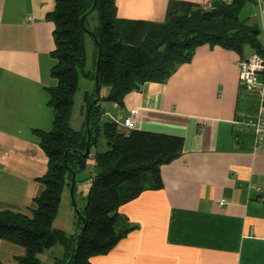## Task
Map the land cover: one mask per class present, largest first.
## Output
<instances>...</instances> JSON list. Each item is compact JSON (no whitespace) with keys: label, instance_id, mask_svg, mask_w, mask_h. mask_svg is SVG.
Returning <instances> with one entry per match:
<instances>
[{"label":"crops","instance_id":"crops-1","mask_svg":"<svg viewBox=\"0 0 264 264\" xmlns=\"http://www.w3.org/2000/svg\"><path fill=\"white\" fill-rule=\"evenodd\" d=\"M169 1L116 0L117 16L161 23ZM183 1L206 9L213 2ZM54 6L55 0H0V210L25 212L43 190L39 178L48 157L33 129L53 126L46 88L57 83L50 75L54 24L46 15ZM93 50L91 40V63ZM251 53L247 46L245 55ZM241 57L203 44L167 81L145 83L120 106L104 104V119L116 122L118 132L136 108L137 129L181 136L184 145L179 158L161 166V188L120 207L136 228L91 264H264V152H254L252 144L241 148L235 135L244 115ZM73 221L72 234L76 213ZM25 253L0 239L3 264H16ZM63 254L57 245L39 258L53 264Z\"/></svg>","mask_w":264,"mask_h":264},{"label":"trees","instance_id":"trees-1","mask_svg":"<svg viewBox=\"0 0 264 264\" xmlns=\"http://www.w3.org/2000/svg\"><path fill=\"white\" fill-rule=\"evenodd\" d=\"M219 1L221 10L171 0L165 21L155 23L118 17L116 0H97L92 11L94 0H55L53 10L46 15L54 24L50 75L57 83L46 88L53 126L50 130L33 129L48 157L47 172L39 178L43 190L33 199L30 213L0 210V239L26 249L24 256L16 257V264H41L39 255L57 245L64 254L54 258L53 264H91L93 257L109 253L136 228L119 212L120 207L146 189L162 187L161 166L182 155L184 138L139 129L120 133L116 122L104 119V104L120 106L125 95L141 90L145 83L167 81L203 44L242 56L247 46L261 51L262 28L240 18L245 4H258L259 0ZM88 37L94 47L91 68H86ZM99 47V90L85 93L84 127L75 130L70 119L79 75L95 82ZM244 95L247 97L239 100L244 110L238 117L242 128L235 135L240 147L247 149L252 144L249 122L257 103L254 96ZM87 122L90 152L86 156ZM101 136L108 145L106 151L98 149ZM90 161L93 170L86 205L78 207L80 215L75 210L77 227L73 234H67L53 228L62 193L65 186L71 187L75 174V196L77 174L85 172Z\"/></svg>","mask_w":264,"mask_h":264},{"label":"rangeland","instance_id":"rangeland-1","mask_svg":"<svg viewBox=\"0 0 264 264\" xmlns=\"http://www.w3.org/2000/svg\"><path fill=\"white\" fill-rule=\"evenodd\" d=\"M262 8H264V0H259L258 4L254 3H247L243 7V9L240 12V18L241 19H248L250 23H257L259 27L262 28V33H261V39L264 40V24H263V17H262ZM96 23L95 22L93 24ZM87 51H88V59H87V67L86 68H91V39L88 38L87 40ZM248 56V55H247ZM246 57L245 53L241 58ZM240 58V59H241ZM238 66V62H237ZM239 69V66H238ZM88 86H91V82L87 80L85 77L82 75H79V82H78V89L75 92L74 95V104H73V109H72V115L70 119V125L73 127L75 130H81L84 125L82 124L85 120V102H84V95L86 92L91 93L88 89H90ZM240 86V85H239ZM241 89V88H240ZM95 90V89H94ZM93 90V91H94ZM47 96V101H48V94ZM45 96V97H46ZM247 96L244 95V92L241 90V102L242 99L246 98ZM37 102V99H35ZM107 103V102H106ZM114 106V104H112ZM119 106V105H118ZM115 107V106H114ZM254 110V109H253ZM52 111V109H51ZM255 115V114H254ZM52 128V126H51ZM98 149L99 151H106L108 149V145L106 143V140L104 139L103 136L99 138V144H98ZM95 148L92 150V154H94ZM92 161V160H91ZM87 167L85 172L78 173L77 174V186H76V193L75 196L71 195V190L68 186H65V189L62 193L60 205L58 208L57 216L53 222V228L60 229L62 231H65L67 234H72V224H73V216L75 215V205H77L79 208H83L86 205V198L88 195L89 187H90V180H89V175L93 170V166L91 164ZM26 213H30V209H27L25 211ZM75 212V213H74ZM41 264H46L45 259H41Z\"/></svg>","mask_w":264,"mask_h":264},{"label":"built area","instance_id":"built-area-1","mask_svg":"<svg viewBox=\"0 0 264 264\" xmlns=\"http://www.w3.org/2000/svg\"><path fill=\"white\" fill-rule=\"evenodd\" d=\"M231 2L232 0H223ZM239 85L242 91L254 96L257 107L254 117L249 124L252 128V150L254 152H264V40H262L261 51L252 53L238 61ZM115 107L117 103H113ZM139 123L138 110L132 108L123 117L124 131L128 133L137 129Z\"/></svg>","mask_w":264,"mask_h":264},{"label":"water","instance_id":"water-1","mask_svg":"<svg viewBox=\"0 0 264 264\" xmlns=\"http://www.w3.org/2000/svg\"><path fill=\"white\" fill-rule=\"evenodd\" d=\"M97 3V0H94V4H93V7L91 8L90 11H92L95 7ZM211 7L212 8H218L219 10L222 9V4L219 0H215L211 3ZM86 17V15H84L82 17V19H84ZM262 17H263V24H264V10L262 11ZM100 60H101V51H100V47H99V53H98V58H97V67H96V74H95V92L97 93V91L99 90V66H100ZM90 111V109H89ZM89 111H88V115H89ZM87 129H88V122H87ZM90 152V131L88 129V140H87V144H86V152L84 155H88ZM74 186H75V174H72V182H71V187H70V190H71V195H72V198H73V195H74ZM74 200V198H73ZM75 210L76 212H78V215L79 214V211H78V206L75 205ZM75 243L73 244L72 246V251H71V257L68 261V263L71 261L72 257H73V254H74V251H75Z\"/></svg>","mask_w":264,"mask_h":264}]
</instances>
